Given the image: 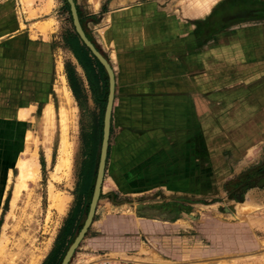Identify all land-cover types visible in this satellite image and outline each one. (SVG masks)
<instances>
[{
  "label": "crops",
  "instance_id": "obj_1",
  "mask_svg": "<svg viewBox=\"0 0 264 264\" xmlns=\"http://www.w3.org/2000/svg\"><path fill=\"white\" fill-rule=\"evenodd\" d=\"M74 1L115 97L102 195L73 264H207L262 250L264 220L250 213L264 208V26L210 40L188 0ZM25 25L19 0H0V130L59 97L56 49ZM88 57L107 107L109 74ZM73 61L92 87L75 51ZM223 194L231 217L195 215Z\"/></svg>",
  "mask_w": 264,
  "mask_h": 264
},
{
  "label": "rangeland",
  "instance_id": "obj_2",
  "mask_svg": "<svg viewBox=\"0 0 264 264\" xmlns=\"http://www.w3.org/2000/svg\"><path fill=\"white\" fill-rule=\"evenodd\" d=\"M188 1L195 22L207 30L210 40L220 41L243 28L264 26V0ZM19 10L24 15V27L34 37L52 42L63 72L58 78L57 100L47 108L34 109L31 116L23 110L20 117L26 120L0 130L1 150L7 154L0 160V248L2 242L5 247L0 249V264H62L90 210L93 195L90 197L89 179L96 167L98 174L106 101L73 61L74 44L81 38L67 0H19ZM28 160L31 166L36 162L32 171L37 173H27L19 180V164ZM258 179L253 185L259 184ZM235 182L223 180L226 187ZM205 203L207 207L198 210L192 206L195 215L205 220L214 214L231 217L224 211L231 204L224 194ZM250 215L263 221V206ZM86 240L87 235L70 264L79 262L81 253L87 251ZM117 259L100 257L91 263L111 264L109 261ZM207 264H264V243L254 254L223 255L208 259Z\"/></svg>",
  "mask_w": 264,
  "mask_h": 264
},
{
  "label": "water",
  "instance_id": "obj_3",
  "mask_svg": "<svg viewBox=\"0 0 264 264\" xmlns=\"http://www.w3.org/2000/svg\"><path fill=\"white\" fill-rule=\"evenodd\" d=\"M68 2L71 7L74 25H75V28H76V31L79 37L81 38L83 43L86 45V47L92 52V54L107 69V72L110 77V94L108 98V104L106 107L105 119H104V133H103L101 158H100V163L98 167L97 180L95 184L92 202L90 205V210H89L88 217L86 219L85 224L83 225L75 241L73 242V244L70 246L69 250L67 251L62 264H70L76 250L78 249L81 242L84 240L85 236L87 235L90 227L92 226L95 215H96L98 203L100 201L101 194H102L104 178H105L106 160H107V155H108L109 139H110V132H111V118H112L113 103H114V97H115V74H114L113 68L108 62V60L106 59V57L100 52V50L96 47L93 41L86 34L83 28L81 19L79 17V13H78V9H77L75 1L68 0Z\"/></svg>",
  "mask_w": 264,
  "mask_h": 264
},
{
  "label": "trees",
  "instance_id": "obj_4",
  "mask_svg": "<svg viewBox=\"0 0 264 264\" xmlns=\"http://www.w3.org/2000/svg\"><path fill=\"white\" fill-rule=\"evenodd\" d=\"M77 41H78V43L74 44L75 52H76L81 64L85 67V69H86V71L88 73L89 79H90V81H91V83H92V85L94 87V84L96 85V83H97V79H96V76H95L94 69L92 67L91 59H89V57H88L89 49L85 45H83V46L81 45L79 38H77ZM105 101H107V100H105ZM96 178H97V167L90 174V179H89V182H90L89 183L90 184V188H89L90 189V197L93 195V192H94Z\"/></svg>",
  "mask_w": 264,
  "mask_h": 264
},
{
  "label": "bare ground",
  "instance_id": "obj_5",
  "mask_svg": "<svg viewBox=\"0 0 264 264\" xmlns=\"http://www.w3.org/2000/svg\"><path fill=\"white\" fill-rule=\"evenodd\" d=\"M68 101H70V100L68 99ZM29 148H30V147H29ZM29 148H28V150H29ZM29 151H30V150H29ZM29 151H28V152H29ZM28 152H27V153H28ZM31 157H34V156H31ZM34 158H35V157H34ZM23 159H24V158H23ZM26 160H27V159H26ZM34 160H35V159H34ZM26 162H27V161H26ZM26 162L21 161L20 164H19V166H20V167H19V168H20V176H19L20 178H19V180L22 178V175H23V177L26 176V175H28V174H30V176H32V173H33V175H34L35 173H37V172L34 173V171H32L33 169L36 168V166H35V163H36V162L34 163V166H35V167H34V166H31V164H33V159L31 160V164L29 163V160H28L27 163H26ZM28 163H29V164H28ZM28 165H30L32 168H31L30 166H28ZM27 166H28V167H27ZM27 168L29 169V171L31 170V173L28 172V169H27ZM30 168H31V169H30ZM37 168H38V166H37ZM35 171H38V169L35 170ZM27 173H28V174H27ZM35 175H36V174H35ZM24 178H25V177H24ZM23 180H24V179H23ZM21 181H22V180H21ZM20 184H21V182H20ZM239 213H240V211H239ZM1 242H2V241H1ZM2 243H3V242H2ZM2 243H1V247L3 248V247H4V246H3L4 244L2 245ZM2 248H0V249L2 250ZM4 248H5V247H4Z\"/></svg>",
  "mask_w": 264,
  "mask_h": 264
}]
</instances>
